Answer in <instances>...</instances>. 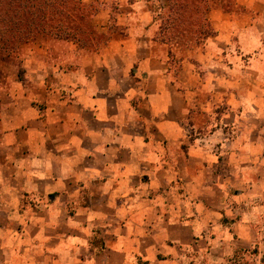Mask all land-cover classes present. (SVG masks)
Segmentation results:
<instances>
[{"label": "crops", "instance_id": "crops-1", "mask_svg": "<svg viewBox=\"0 0 264 264\" xmlns=\"http://www.w3.org/2000/svg\"><path fill=\"white\" fill-rule=\"evenodd\" d=\"M80 1L104 2L105 44L0 86V264H198L264 237V0H210L183 50L158 0Z\"/></svg>", "mask_w": 264, "mask_h": 264}, {"label": "rangeland", "instance_id": "rangeland-1", "mask_svg": "<svg viewBox=\"0 0 264 264\" xmlns=\"http://www.w3.org/2000/svg\"><path fill=\"white\" fill-rule=\"evenodd\" d=\"M62 1L68 3L64 10L67 9V13L78 18L76 26L78 25V32L80 30L79 35L75 33L74 36L57 37L52 33L46 36L42 35V28L35 31L29 39H24V36H21L23 33L16 37L14 33L9 32L5 35L8 39H5L7 40L5 45H3L4 41L0 42V86L7 84L11 79H23L28 69L26 66H34L35 57L41 55V48H49L52 52H66L70 51L71 46L77 45L89 53H94L105 44L107 37L99 33L100 28L94 19L95 14L103 10L104 2L89 6L80 0ZM158 1L163 9L160 13L161 28L158 41L168 42L181 50L193 49L197 45L201 46L211 34L207 18L210 0ZM62 5L61 1L57 3L59 11L62 10ZM116 10L117 7H114L112 13ZM222 248L215 251L211 258H203L198 264H264L263 236L255 238L248 244L238 242L234 246H222Z\"/></svg>", "mask_w": 264, "mask_h": 264}, {"label": "trees", "instance_id": "trees-1", "mask_svg": "<svg viewBox=\"0 0 264 264\" xmlns=\"http://www.w3.org/2000/svg\"><path fill=\"white\" fill-rule=\"evenodd\" d=\"M60 1L63 3L61 11L57 6ZM67 4L62 0H0V42L4 41L5 45L8 40L5 35L9 32L16 37L23 33L21 36L29 39L35 31L42 28V35L46 36L52 33L57 37L74 36L75 33L79 35L80 30L78 32V25L76 26L78 18L67 13V9L64 10Z\"/></svg>", "mask_w": 264, "mask_h": 264}]
</instances>
